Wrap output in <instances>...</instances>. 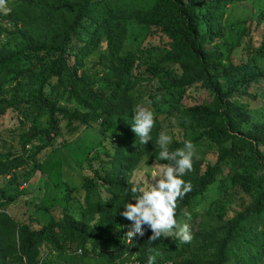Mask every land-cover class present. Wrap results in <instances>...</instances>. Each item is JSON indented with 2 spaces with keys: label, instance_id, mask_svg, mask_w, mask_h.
<instances>
[{
  "label": "trees",
  "instance_id": "trees-1",
  "mask_svg": "<svg viewBox=\"0 0 264 264\" xmlns=\"http://www.w3.org/2000/svg\"><path fill=\"white\" fill-rule=\"evenodd\" d=\"M249 1L7 0L11 11L0 12V264H123L126 252L140 264L150 255L155 264H264V9L235 13ZM132 25L145 36L125 50ZM195 88L207 95L194 96ZM138 104L154 114L146 145L131 130ZM7 120L17 127L4 130ZM166 123L170 152L191 140L206 154L193 157L182 177L192 191L177 201V222L189 218L194 238L150 243L146 226L130 247L124 226L131 222L120 212L136 202L131 188L143 187L136 178L142 159L167 163L158 160L157 142ZM85 130L96 140L74 166L78 178L53 184L60 192L38 205L45 223L36 228L38 217L11 214L29 178L45 173L40 155L64 134ZM203 215L218 225L197 227Z\"/></svg>",
  "mask_w": 264,
  "mask_h": 264
},
{
  "label": "clouds",
  "instance_id": "clouds-1",
  "mask_svg": "<svg viewBox=\"0 0 264 264\" xmlns=\"http://www.w3.org/2000/svg\"><path fill=\"white\" fill-rule=\"evenodd\" d=\"M10 11L7 0H0V12L7 15ZM154 125L153 112L139 104L136 105L131 130L140 138L142 145L152 140L150 133ZM157 142L160 146L158 160L167 163L160 164L158 170L153 173L150 188L146 190L140 185L131 188L136 202H128L120 212L124 219L131 222L130 225L124 226L128 228L125 230V243L130 247L132 243L134 244V239L145 237L146 226L152 233L148 237L150 243L159 240L161 236L167 238L175 235L182 243H191L194 238L187 223L178 224L176 211L178 199H182L192 191L191 183L186 182L182 177L193 170L195 146L191 140H186L183 149L170 152L168 144L171 142V137L165 133L160 134ZM124 257L123 264H140L136 253L131 255L130 252H126ZM155 260L156 257L150 255L148 264H155Z\"/></svg>",
  "mask_w": 264,
  "mask_h": 264
},
{
  "label": "rangeland",
  "instance_id": "rangeland-1",
  "mask_svg": "<svg viewBox=\"0 0 264 264\" xmlns=\"http://www.w3.org/2000/svg\"><path fill=\"white\" fill-rule=\"evenodd\" d=\"M235 13L237 16H243L246 14L253 13L256 16L259 11L264 9V0H251L249 2H244L243 4L235 7ZM230 10V9H229ZM145 33L138 26L132 25L129 28V36L125 46V50L134 49L139 43L142 42ZM231 40L230 36L228 37V42ZM192 94L198 98H201L207 95V92H199L198 88H195ZM170 105V101H165L163 107L168 109ZM46 118H44L43 124L47 125ZM175 121L173 120V123ZM5 129L8 132L14 130L17 127L15 120H7L4 122ZM168 123L165 124V129L161 131V133H165L171 137V133L169 132ZM81 132V133H80ZM75 136H70L64 134L62 137L58 138L56 141V145H54V149L45 150L40 157L45 160V173H41L37 171L33 176L29 178L27 181L28 184L25 185L24 189L21 190V195L17 198V200L8 206L9 212L11 214L18 215L19 218L27 219L30 222V216H36L39 218L38 222H34L33 226L36 228H40L45 221L46 214L42 211H38V205L51 204V195L57 192H60L61 188L54 189L55 183L64 182L67 179H71V183L73 180L75 181L77 177V171L74 169L75 165L83 164L85 160V154L88 149L91 147V143L96 140V137L93 136L92 132L87 130L80 131ZM36 145V144H35ZM195 155L199 158H204L206 154L202 149L195 150ZM208 158L213 160L214 157L212 155H208ZM96 163L95 166H97ZM33 168V164L27 169L28 171ZM158 170V166L156 164L148 165L147 158H143L142 162L139 165V172L136 173V178L143 184V187L150 188L151 186V178L153 173ZM50 181V182H49ZM5 183V179L0 178V186H3ZM50 185L49 187L47 186ZM60 195V194H59ZM57 195V196H59ZM212 202L216 198V192L213 191L211 194ZM77 208V207H75ZM189 218L185 219L181 225L187 223ZM203 228H207L208 226H216L218 225L217 220H212L209 216L203 215L200 216L198 223L195 222L197 227H200V223ZM194 223V222H192Z\"/></svg>",
  "mask_w": 264,
  "mask_h": 264
}]
</instances>
